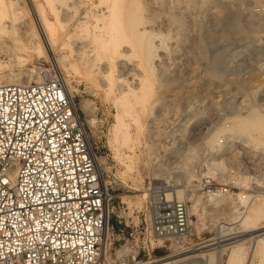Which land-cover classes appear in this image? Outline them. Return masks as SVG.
Instances as JSON below:
<instances>
[{
	"label": "rangeland",
	"instance_id": "rangeland-1",
	"mask_svg": "<svg viewBox=\"0 0 264 264\" xmlns=\"http://www.w3.org/2000/svg\"><path fill=\"white\" fill-rule=\"evenodd\" d=\"M141 1L146 6L145 29L154 34L144 52L128 37L119 46L125 56H116L110 46L89 56L74 47L79 35L67 38L61 32L51 50L62 66L58 69L52 58L34 49L40 35L34 5L42 6L51 21L57 14L89 16L94 11L108 16L115 11L123 20L129 0H0V21L6 28L0 32L4 81L25 80L30 71V82H38V75L65 78L88 127L115 211L110 216L111 264H121L118 258L127 238L117 239L123 226L118 221H139L148 208L149 196L141 199L144 193L163 192L188 202L195 227L185 239L187 248L235 230L250 206L264 203V143L258 144L248 131L233 129L245 119L264 121V0ZM22 34L30 38L27 51L16 41ZM10 47L23 53L24 64L13 59ZM119 119L130 125L122 127L130 132V140L118 130ZM220 160L225 169L213 177L232 188L228 199L210 205L205 203V180L213 162ZM243 195L249 197L246 204ZM198 200L199 212L193 207ZM257 218L255 225L261 229L256 234L264 237V216ZM182 250L168 241L143 264ZM253 263L260 264V259L255 257Z\"/></svg>",
	"mask_w": 264,
	"mask_h": 264
},
{
	"label": "built area",
	"instance_id": "built-area-1",
	"mask_svg": "<svg viewBox=\"0 0 264 264\" xmlns=\"http://www.w3.org/2000/svg\"><path fill=\"white\" fill-rule=\"evenodd\" d=\"M68 93L60 77L0 85V264H98L115 211L98 152ZM205 187L207 197L232 188L213 176ZM147 203L137 223L118 221L117 239L127 234L121 264L131 258L143 264L168 241L182 248L193 233L187 201L154 192Z\"/></svg>",
	"mask_w": 264,
	"mask_h": 264
},
{
	"label": "bare ground",
	"instance_id": "bare-ground-1",
	"mask_svg": "<svg viewBox=\"0 0 264 264\" xmlns=\"http://www.w3.org/2000/svg\"><path fill=\"white\" fill-rule=\"evenodd\" d=\"M9 3L13 4V2H9ZM76 3H78V2H76ZM10 6L12 7V5H10ZM41 7L42 6L37 7L34 5V14H35L34 18H35L36 23L38 24V27L40 28L39 41L34 46V49L38 52L37 54H39L40 56L46 55L48 58H52L54 60V64H56L58 69L61 68L62 66H60L59 61H57V60L55 61V59L51 53V50H53V47L55 46L56 36L61 32L64 33L67 36V38L70 36H73V35H76V36L79 35L78 37H81V38H79L77 40V43L75 44L74 47L76 48V51L78 50L77 52H81V51L83 53L86 52L87 54H89V56L91 54H93L94 52L100 54L101 49L107 48V47L109 48V46H110V49H111L110 51H112V53L116 54V56L122 57L123 51L125 50V48H124V50H122V49L120 50L119 46H121L124 42H126L128 37H130L131 40L135 43L138 51L144 52L147 45H149V43L152 41V39L154 37V34L152 31L147 32V30H146L147 28L145 29V26H146L145 24L148 22V20H146V18L144 17L143 10L146 8V6L144 5V3L141 0H129V4L127 3V6H125L126 9L124 10L122 8V10L125 11V12L124 11L123 12L126 15V18L123 20H122V18H120L119 14H117V13L115 14V11H113V14L111 16L106 15V13H98V12L94 11V12H92L93 14H91L89 16H87L86 13H85L86 15H84V16H82L81 14L79 16V15H77V12H75L73 14L72 13L71 14L66 13L62 17L58 16V14H57L58 11H57L56 12V14H57L56 20L51 21L45 14H43V9H42L43 7L42 8ZM88 12H89V10L87 11V13ZM1 14H3V13H1ZM2 30L5 31L6 28H5L4 24L2 23V21H0V32H2ZM149 32H151L152 34H150ZM23 33H24V31H23ZM28 33H31V32H28ZM62 33H61V35L63 36ZM32 35H34L33 32H32ZM28 36H30V34H28ZM64 38H65V36H64ZM29 39L25 38V36H23V34H22V38L16 40L17 42L20 41L23 43L22 48H20V49L25 50V51L28 50L29 45H30ZM57 40H58V38H57ZM0 44L3 45L4 42H0ZM63 44H64V42H63ZM131 44H132V42H131ZM70 46H72V45H70ZM16 47H18V46L16 45ZM7 49L10 51L11 56L13 57V59L16 60V62L18 64H24L25 61L27 60L23 56V53L16 51V49H13L12 47L7 48ZM123 56H125V55H123ZM96 57H98V55ZM146 57L148 58V56H146ZM88 61L90 63L93 62V58L89 57ZM146 63H148V61ZM5 65H4V62L2 60H0V70ZM61 65H63V64H61ZM71 66H73V65L71 64ZM151 67H152V64H151ZM106 71H107V69H106ZM106 71H104V72H106ZM153 72H154V70H153ZM27 75H28V78L26 77L25 80H20L18 78L17 81H11V83H29L31 80H33V79H31L34 76L33 71H30L29 74L27 72ZM37 77H38V81L39 80L41 81L44 79V77L40 76V75H38ZM62 80L64 81V83L67 87V91L69 92L68 94L70 95V97L73 98L74 95L72 94L71 89H69V87H68L69 85L67 84L68 80H66L65 78H63ZM149 80H150V78H149ZM108 81H109V79H108ZM4 83H6L4 81V77L0 75V85H2ZM128 92H130V91H128ZM140 96H141V94H140ZM126 104H127V102H126ZM121 116H122V114H121ZM246 117H248V116H246ZM118 118L119 117H117V119ZM122 118H123V116H122ZM132 118H134L133 115H132ZM248 118H250V117H248ZM92 121H94V119ZM139 121L140 120L138 119V122ZM125 123H124L123 119H119L117 128H118V130L122 129L123 130V132H122L123 137L129 138V140H130V138H131V137H129L130 132L123 129L124 127H127V125H129V124L126 125ZM136 127H138V126H136ZM140 127H143V126H140V124H139V129H140ZM233 129L248 131L249 135H252L253 136L252 138L254 140H256V142L258 144L263 145V143H264V121L261 117H255L252 120L245 119V120L239 122L238 125H236ZM119 135H121V134H119ZM118 139H119V137H118ZM121 140L123 141V139H121ZM120 156H121V153H120ZM118 158H120V157H118ZM97 162L99 163V165H101V158L98 157ZM211 167L212 168L209 169V174H211L210 176L215 177V175L218 171H223L225 169L224 160L214 161L213 165H211ZM156 177H157V175H156ZM104 184L107 185L106 180H104ZM237 194L239 195L240 193H237ZM148 196H150L148 193H144L141 199H144L145 197H148ZM168 196H169V194H168ZM242 197L244 199L242 202L244 204H246V201L248 200L249 197H247L246 195H243ZM228 198H229L228 195H224V194L220 193L217 195L208 196L207 200H205V203H208L210 205L211 204H221V202L225 201ZM142 202H143V200H139L138 204L140 205V204H142ZM201 202H202V200H198L197 203L193 206L194 209L198 212L200 210V206H202ZM253 205L250 206V209L247 213V217L243 220L242 224H240L238 227H236L235 230L220 234L210 242H206L204 244L197 245V246L195 245L194 247H191V248L190 247L187 248L188 246L185 247V245H182L183 250L179 254H177L176 256L166 257V258L159 259L156 261L147 262L145 264H153V263H158L160 261H164V263H162V264H225V257L226 256H228V258H229V261L227 260L228 264H254L253 260L255 257L260 259V264H264V237H260V234H256V232L258 230H260L261 228H259V227L257 228V226L255 225L256 224L255 219L259 216H264V203H262V205H256V206H253ZM142 207H140V208H142ZM190 212H191V209H190ZM238 212L241 213L240 211H238ZM193 225H194V222H193ZM193 231H194V228H193ZM222 232H225V230ZM111 238H112V234H111L110 229H106L105 235H104V240H103L102 251H101V255H100L98 264H111L110 260H109V255H108V250L110 247L109 243L111 242V241L109 242V240ZM246 243H249L251 245L249 250H247V248L245 247ZM180 244H182V242H180ZM249 244H247V245H249ZM123 250H126V247ZM129 264H141V263L136 262L135 260H133L131 258V261Z\"/></svg>",
	"mask_w": 264,
	"mask_h": 264
}]
</instances>
